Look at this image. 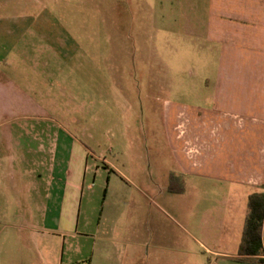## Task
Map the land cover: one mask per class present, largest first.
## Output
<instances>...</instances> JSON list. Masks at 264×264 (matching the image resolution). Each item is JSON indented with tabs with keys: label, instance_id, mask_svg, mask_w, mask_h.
Returning a JSON list of instances; mask_svg holds the SVG:
<instances>
[{
	"label": "rangeland",
	"instance_id": "obj_1",
	"mask_svg": "<svg viewBox=\"0 0 264 264\" xmlns=\"http://www.w3.org/2000/svg\"><path fill=\"white\" fill-rule=\"evenodd\" d=\"M207 7V0H0L1 28L14 14L30 19L8 39L17 46L0 73L17 79L42 110L10 124L15 136L17 126H28L41 138L76 137L90 165L112 166L117 190L127 191L133 249L136 229L148 235L137 254L120 245L113 264H259L239 255L248 201L230 183L189 175L172 185L184 193L169 189L173 149L188 138L176 134L191 128L176 113L205 115L220 79L221 46L192 35L196 27L206 32ZM104 171L89 177L101 195L96 209L108 191ZM156 173L158 188L145 181ZM0 257V264H34L31 252L13 246Z\"/></svg>",
	"mask_w": 264,
	"mask_h": 264
},
{
	"label": "crops",
	"instance_id": "obj_2",
	"mask_svg": "<svg viewBox=\"0 0 264 264\" xmlns=\"http://www.w3.org/2000/svg\"><path fill=\"white\" fill-rule=\"evenodd\" d=\"M207 2L206 32L196 27L192 35L221 46L220 79L205 115L178 109L176 118L191 128L176 134L188 138L173 149L177 166L168 180L172 175L224 180L248 201L264 191V0ZM8 17L7 28L0 22L5 67L17 46V41L9 46L8 39L22 32L18 23L28 27L30 21ZM0 74V253L6 245L17 247L21 255L31 252L34 264H113L120 245L129 255L139 253L148 235L136 229L139 242L135 249L129 243L134 221L124 209L127 191H118V176L111 175L114 168L90 165L88 148L67 131L41 138L32 128L17 126L15 136L10 124L32 121L42 110L17 79ZM103 170L110 173L108 191L96 209L101 195L90 189L89 177L104 178ZM159 176L145 181L158 188Z\"/></svg>",
	"mask_w": 264,
	"mask_h": 264
},
{
	"label": "trees",
	"instance_id": "obj_3",
	"mask_svg": "<svg viewBox=\"0 0 264 264\" xmlns=\"http://www.w3.org/2000/svg\"><path fill=\"white\" fill-rule=\"evenodd\" d=\"M175 181H179V178L172 175L170 178V192L184 193V186L178 190L172 188ZM247 206L248 213L245 217L239 255L243 258L254 259L259 264H264V191L254 192L249 195Z\"/></svg>",
	"mask_w": 264,
	"mask_h": 264
},
{
	"label": "built area",
	"instance_id": "obj_4",
	"mask_svg": "<svg viewBox=\"0 0 264 264\" xmlns=\"http://www.w3.org/2000/svg\"><path fill=\"white\" fill-rule=\"evenodd\" d=\"M83 264H89L88 262H84Z\"/></svg>",
	"mask_w": 264,
	"mask_h": 264
}]
</instances>
